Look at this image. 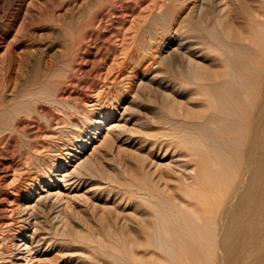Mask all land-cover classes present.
<instances>
[{
    "label": "rangeland",
    "instance_id": "1",
    "mask_svg": "<svg viewBox=\"0 0 264 264\" xmlns=\"http://www.w3.org/2000/svg\"><path fill=\"white\" fill-rule=\"evenodd\" d=\"M202 1L0 0V111L31 93L5 115L11 129L0 135V264H15L2 253L33 231L19 221L28 203L20 200L32 187L28 204L45 236L34 264L172 261L145 243L165 232L159 212L193 202L187 175L196 174V162L187 137L216 112L209 86L230 69L231 54H218L210 38L218 0ZM222 3L230 6V30L218 25L224 45H249L264 55L251 41L264 24V0ZM205 47L212 52L196 51ZM194 59L200 63L188 70ZM197 64L220 78H185ZM67 116L79 122L73 130L79 137L56 133L69 127ZM32 155L48 171L58 162L70 165L74 184H61L70 197L38 200L47 175L33 171Z\"/></svg>",
    "mask_w": 264,
    "mask_h": 264
},
{
    "label": "bare ground",
    "instance_id": "2",
    "mask_svg": "<svg viewBox=\"0 0 264 264\" xmlns=\"http://www.w3.org/2000/svg\"><path fill=\"white\" fill-rule=\"evenodd\" d=\"M222 2L223 0H218L220 14L217 23L213 25L214 30L212 28L210 31V38L215 42L218 54H231L226 60L230 69L225 72L224 79L209 86L207 95L216 100L209 108L215 109L216 112L210 114L206 122L197 126L196 137H187L186 144L190 156L196 162V174L187 175L192 184L188 189L193 202L187 205L186 209L179 208L172 213L159 212V223L164 225L165 232L155 233L157 239L145 243V247L152 246L170 256L172 261H167L166 264H211L215 257L212 264H264V93L261 95V91L264 92V55L259 56L258 51L249 45H224L220 33L222 29L226 31L230 28V23L227 24L230 6L223 5ZM234 32L237 35L242 34L243 28H235ZM251 41L256 46L260 44L264 51V24L259 25ZM196 51L207 54L211 50L205 47ZM132 57L137 59L136 52H133ZM194 60L188 62V70L200 63ZM200 65L197 64L196 70L192 69L184 77L204 78L208 73V78H220L219 73H210L209 68ZM256 66L263 67V70H256ZM145 71L147 70L143 73H146ZM29 97L30 91H24L19 99H15L19 100L16 101L17 104H9L14 107L13 110L7 105L2 107L0 135H5L11 129L5 126L9 122L5 120V115L8 113L11 117L20 105L25 104L24 98ZM82 111L78 113L82 114ZM101 118L96 116L93 120L97 123L96 126L103 125ZM66 119L69 120V127L56 133L64 135L70 134L68 131H71L72 135L79 137V134L73 131L78 127L77 119L70 116ZM211 122L217 127L209 128ZM56 145L61 148L59 143ZM33 159V171L47 175L44 180L41 178L47 189H42L38 200L46 201L57 197L63 201L65 196L70 197L71 192L65 194L61 190L62 183L66 188L74 184L71 183L74 178L73 171L66 170L70 165L58 162L48 171L43 166L45 161L42 158L33 156ZM76 159L79 157L76 156ZM76 169L78 171L79 168L76 166L74 172ZM33 193L32 187L26 191V196L20 203L24 200L30 203ZM28 203L21 209L24 213L20 215L19 221L27 224L28 228L34 226L33 231L19 235L18 241L14 242L15 248L2 253L3 256L14 258L15 264H34L39 261L37 254L45 239L44 233H41L40 221L33 219L31 209L34 206L31 207ZM10 264H14L13 261Z\"/></svg>",
    "mask_w": 264,
    "mask_h": 264
}]
</instances>
